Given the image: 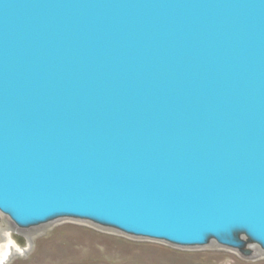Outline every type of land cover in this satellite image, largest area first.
<instances>
[{
    "label": "water",
    "instance_id": "obj_1",
    "mask_svg": "<svg viewBox=\"0 0 264 264\" xmlns=\"http://www.w3.org/2000/svg\"><path fill=\"white\" fill-rule=\"evenodd\" d=\"M0 215L264 254V0H0Z\"/></svg>",
    "mask_w": 264,
    "mask_h": 264
},
{
    "label": "rangeland",
    "instance_id": "obj_2",
    "mask_svg": "<svg viewBox=\"0 0 264 264\" xmlns=\"http://www.w3.org/2000/svg\"><path fill=\"white\" fill-rule=\"evenodd\" d=\"M6 222L0 215V230ZM29 239L28 251L5 264H264V254L246 259L217 245L178 248L69 219L34 229Z\"/></svg>",
    "mask_w": 264,
    "mask_h": 264
},
{
    "label": "bare ground",
    "instance_id": "obj_3",
    "mask_svg": "<svg viewBox=\"0 0 264 264\" xmlns=\"http://www.w3.org/2000/svg\"><path fill=\"white\" fill-rule=\"evenodd\" d=\"M6 229H8V228H3V229H1L0 230V262H3L4 260L6 261V258L3 256V246H4V237H3V234L5 233L4 231L6 230ZM12 257H8V259H10V258H13V257H15L16 256V254H14V253H12V255H11Z\"/></svg>",
    "mask_w": 264,
    "mask_h": 264
}]
</instances>
